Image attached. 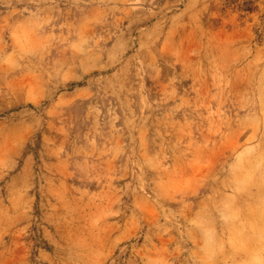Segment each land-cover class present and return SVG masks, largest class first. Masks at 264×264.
I'll list each match as a JSON object with an SVG mask.
<instances>
[{
    "label": "rangeland",
    "instance_id": "rangeland-1",
    "mask_svg": "<svg viewBox=\"0 0 264 264\" xmlns=\"http://www.w3.org/2000/svg\"><path fill=\"white\" fill-rule=\"evenodd\" d=\"M244 4L0 0V264H264Z\"/></svg>",
    "mask_w": 264,
    "mask_h": 264
},
{
    "label": "trees",
    "instance_id": "trees-1",
    "mask_svg": "<svg viewBox=\"0 0 264 264\" xmlns=\"http://www.w3.org/2000/svg\"><path fill=\"white\" fill-rule=\"evenodd\" d=\"M239 1V0H238ZM251 0H245V4L243 5L245 8H248L250 5ZM236 4V3H234Z\"/></svg>",
    "mask_w": 264,
    "mask_h": 264
}]
</instances>
